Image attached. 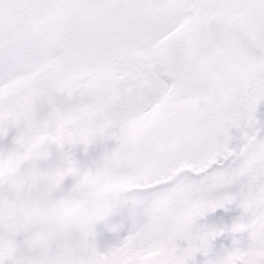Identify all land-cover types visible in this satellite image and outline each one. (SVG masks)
Listing matches in <instances>:
<instances>
[{
	"label": "snow or ice",
	"instance_id": "1",
	"mask_svg": "<svg viewBox=\"0 0 264 264\" xmlns=\"http://www.w3.org/2000/svg\"><path fill=\"white\" fill-rule=\"evenodd\" d=\"M53 108L82 133L106 128L105 159L153 223L175 206L197 221L241 209L230 227H193L230 246L186 236L178 264H264V0H0V138L15 129L13 147Z\"/></svg>",
	"mask_w": 264,
	"mask_h": 264
},
{
	"label": "clouds",
	"instance_id": "2",
	"mask_svg": "<svg viewBox=\"0 0 264 264\" xmlns=\"http://www.w3.org/2000/svg\"><path fill=\"white\" fill-rule=\"evenodd\" d=\"M105 136L112 138L102 125L82 133L79 114L53 108L34 118L13 147L0 148V259L11 264H178L186 236L198 249L213 243L206 232L193 231L198 221L187 206H175L156 223L146 209L147 218L124 254L97 255L95 225L113 213L131 186L105 155L94 167H81L71 147ZM68 176L75 182L62 191Z\"/></svg>",
	"mask_w": 264,
	"mask_h": 264
},
{
	"label": "rangeland",
	"instance_id": "3",
	"mask_svg": "<svg viewBox=\"0 0 264 264\" xmlns=\"http://www.w3.org/2000/svg\"><path fill=\"white\" fill-rule=\"evenodd\" d=\"M14 135H15V129H12V130L9 131V133L6 136L0 138V148H4V149L10 148L12 146ZM103 139H110V137H107V136H105V137H97L96 140H94L92 143H90L88 145L77 144L75 146H72V151H75L76 155H77V152H78V154L83 153V146H85L86 148H89L90 145H92L94 147V142H95L97 144V147L93 151H95V153H98V151L100 149L98 144H100L101 141H103V143H106V141L103 140ZM108 147H109L108 148V150H109L108 152H110L114 148L113 146H108ZM108 152H106V153H108ZM99 160L100 159H96L95 160L92 157H85L84 156V157H82L81 161H79L78 163L81 165V167H94L95 164L97 162H99ZM68 190H69V188L65 187L62 191H68ZM146 195L147 194L138 193V192H135V191H129L127 193L122 194L121 197H120V201L121 202L119 203V204H121V206H120L121 208L118 209V211H117V212H119L117 217L114 218V219H110V220L108 219L107 223H102L101 225L102 226L116 225V229H118L120 227L121 223L123 222V216L126 213L124 211V209L128 208L130 206H133L135 204H138L142 200H145ZM228 207H230V209L233 208V209H235L237 211V214H238L237 219H238L240 217V215H241V209H239V207H237L234 204L233 205H229L227 207H223L222 209H220L219 211L214 213L212 215L213 219H217L222 214H226L227 213V209H229ZM209 212H211V210ZM128 213L131 214L132 210H129ZM137 213H138L139 217H141L142 212L139 211ZM229 216L230 215L227 214V215H225L224 217H222L220 219H221L222 222H224V221H233ZM205 221H207V219H205ZM211 221H212V219H211ZM211 221H210V223H211ZM200 224L201 225H205L202 222ZM231 224L232 223H227V222L220 223V224L215 223L214 226L227 228V227L231 226ZM209 226H211V225H209ZM95 230H96V233H97V238H100V233H101V230H102L101 227L99 228L98 225H95ZM134 231H136V229H134V230L130 229L129 230L128 227H127L126 230H124V233L129 235V234H131ZM231 239H232L231 234L228 231H225V232L219 234L217 237H215V239L213 241V245H212L213 252L214 253L222 252L223 249H225L226 247L231 245ZM119 242H122V241H119ZM118 244L119 243H116L114 245H118ZM114 245H112V246H114ZM98 246H100L102 248L104 247V246H102L100 244H98Z\"/></svg>",
	"mask_w": 264,
	"mask_h": 264
},
{
	"label": "flooded vegetation",
	"instance_id": "4",
	"mask_svg": "<svg viewBox=\"0 0 264 264\" xmlns=\"http://www.w3.org/2000/svg\"><path fill=\"white\" fill-rule=\"evenodd\" d=\"M103 140H105L106 143H103V141H101L100 144H98V146L100 148L98 153H95V151H93L97 147V144H96V146L93 149L92 148L91 149H89V148L87 149L86 155H88V157L94 158L95 160L96 159H101L105 155V153L109 151L108 150V148H109L108 146L116 144V141L113 138L112 139L111 138L110 139H103ZM120 206H121V204H118L116 209H119ZM146 209H147V206L145 204V200H143L142 203H138V204L133 205V206L130 207L129 210H132V214L129 215L128 214V210L127 209L124 210L126 212L125 213L126 216H131V219H128V220L125 221L126 226L128 227L129 230L130 229L131 230H134V229L137 230L141 226V224H143L145 222V220L147 218ZM139 211L142 212L141 217H139V215L137 213ZM110 233H120V232L118 230H116V229L113 230L111 228V226H108L107 228H105L103 230V235H107V234H110ZM106 243L109 244V241H107ZM107 246L108 245H106L105 247H107ZM197 257L205 258L203 255H201L199 253L197 254Z\"/></svg>",
	"mask_w": 264,
	"mask_h": 264
}]
</instances>
